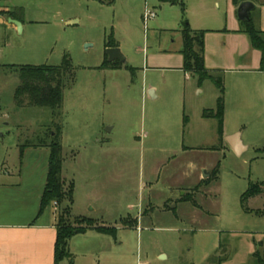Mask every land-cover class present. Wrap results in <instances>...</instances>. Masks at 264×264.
Instances as JSON below:
<instances>
[{
  "label": "rangeland",
  "instance_id": "obj_1",
  "mask_svg": "<svg viewBox=\"0 0 264 264\" xmlns=\"http://www.w3.org/2000/svg\"><path fill=\"white\" fill-rule=\"evenodd\" d=\"M244 1L256 5L252 19L260 27L264 0H238L237 10ZM232 5L233 0H23L27 24L22 33L0 26V63L60 66L68 56L73 66L75 83L65 90L59 118L62 178L74 184L71 216L116 230L106 247L88 235L82 249L71 251L75 264H257L255 253L264 259V214L247 213L241 205L250 182L264 183V90H254L260 82L255 86L247 80L244 101L226 106L228 91L234 92L224 81L223 130L226 136L242 134L250 145L244 154L221 150L182 158L180 151L185 140L210 137L218 127L214 119L208 120V128L202 127V105L215 110L220 95L211 81L199 84L195 76L178 69L181 32L185 25L197 31L231 27L238 22ZM146 9L155 17L145 23ZM22 11L10 13L21 16ZM73 18L77 21L68 24ZM110 38L119 43L129 68L104 67ZM18 84V75L1 73L0 168L13 162L15 172L19 144H36L52 119L47 109L15 106ZM98 123L105 126L104 132L113 128L109 136L118 147L100 143ZM69 125L78 136L86 133V142H81L86 152L104 154L105 161H114L115 170L107 162L83 179V168L75 166H80L85 151L77 146V136L70 142ZM74 153L80 154L76 163ZM170 153L181 168H189L192 159L219 170L206 196L195 197L201 210L187 203L179 206L177 215L167 212L172 208L166 202V178L174 166L168 164ZM248 208L264 211V195L251 200ZM143 213L147 215L141 220ZM83 237L76 235L75 240Z\"/></svg>",
  "mask_w": 264,
  "mask_h": 264
},
{
  "label": "crops",
  "instance_id": "obj_2",
  "mask_svg": "<svg viewBox=\"0 0 264 264\" xmlns=\"http://www.w3.org/2000/svg\"><path fill=\"white\" fill-rule=\"evenodd\" d=\"M22 1L19 0V3L17 0H8L3 3L2 10L4 12H10L12 9H22L23 15L17 16L15 14L16 18L8 16L0 17L1 27L17 30L16 26L9 22L11 18L19 21L22 24V28H25L27 21H25L24 9L21 6ZM232 6V15L237 17L238 22H234L231 27L223 30L207 31L205 36V63L207 69L216 72L217 75H223L228 90L230 87L234 92L232 94L228 91L229 97L226 101V106L227 103L228 106L230 104L239 105L244 101L242 96H244L243 94H245L246 89L249 88V82L247 80L254 81L255 86H257V82H260L257 88L254 89L255 91L258 89L260 91L264 90V64H262V53L252 47L248 36L241 31L242 25L241 21L238 19L236 13L237 8L234 2ZM262 8L264 11V6ZM76 21L77 20L73 18L68 24H73ZM258 21L259 19L257 22ZM259 28L264 32L263 18L262 20L260 19ZM119 46L118 43V47L113 48H119ZM106 48L108 49V47ZM106 60H108V55L105 52V61ZM4 65L6 64L0 63V66ZM182 68L183 57L179 63L178 69L182 70ZM2 72L3 71L0 70V75ZM148 92L154 97V91L152 89H149ZM199 94H203V90L199 91ZM202 106L204 110L214 108L213 105L210 104H204ZM202 118L204 119L202 127L206 129L209 127L207 126L209 125L208 123H210L208 120L210 121L213 119L204 118L203 113ZM51 121L52 119L50 122ZM188 123L189 120H187L185 126H188ZM104 128V125L98 123V136L102 137L100 143H109V145L111 144V146L115 148L118 147V144L113 142L110 138L111 136H109L113 128H109L108 131L105 132L104 130L102 131ZM68 133L73 134L70 137V142H73L76 136L77 143L84 142L83 138H85L86 133H83L82 136H78L79 134L71 130L70 125ZM198 140L199 141L193 139L185 140V144H183L180 150L182 158H190L189 156L191 155L207 156L215 153L217 154V151L221 150L232 151L236 155L241 156L250 148V145H246L243 141L241 133L226 136L223 130V137L220 140L217 126H215L214 132H212L210 137L205 136ZM82 143L77 146L84 149V156L79 164L80 166L75 167L83 168V179H87V175H89L94 168H98V170L101 168L102 170L110 164L109 168H112V171L115 170L112 164L114 161H105L106 159H103L104 154L102 155L100 152H96L93 156L89 152H86V145H82ZM21 145L19 144L18 146L19 166L17 171L15 172L11 168L14 163H9L8 161L0 170V264H54V249L57 238V211H55L54 208H47L40 214V204L48 174L49 150L47 148H26L23 153H21ZM78 155L74 153V163L77 162L79 158ZM171 155L172 156L168 158V164L174 166L171 168V173L168 174L166 178L169 193L166 197V202L172 203V208L168 209L167 212L177 215L179 206L187 203L190 205L192 204L185 201L189 195L193 197L196 204H198V201L195 197H200L201 194L206 196L205 190L211 185V183L207 185V182L212 176L214 165L207 163L205 160L196 163V161L194 162L192 159H189L187 163L189 168L187 167V170L179 167V160L175 154L172 153ZM97 158H99L98 161H94L95 163H93V159L96 160ZM107 162H109V164ZM153 180L156 181L155 178ZM153 183V181H150L151 185H153ZM259 197L261 196L256 198ZM199 206L201 210L202 207L201 205ZM192 207L194 208V206ZM195 209H197V207H195ZM146 215L144 213L141 214L139 219L144 220ZM81 235L84 236L81 240H75L76 235L70 240V252L73 249L74 252L77 253L78 249H82V242L85 244L89 242L87 238L88 235H92L96 241L101 242L105 247L109 244L108 238L112 236L99 233L95 230H88ZM71 254L74 258V254L72 252ZM62 264L75 263L65 260Z\"/></svg>",
  "mask_w": 264,
  "mask_h": 264
},
{
  "label": "trees",
  "instance_id": "obj_3",
  "mask_svg": "<svg viewBox=\"0 0 264 264\" xmlns=\"http://www.w3.org/2000/svg\"><path fill=\"white\" fill-rule=\"evenodd\" d=\"M6 0H0V17L8 16L16 18L14 13L4 12L2 3ZM170 3H176L178 0H163ZM238 4V0H233ZM182 5H184L182 3ZM249 22H241V31L245 33L252 47L262 53V64H264V32L254 23L252 13ZM183 49L180 51L183 57L184 72L195 76L199 84L204 81H211L216 85L220 95L217 100L215 110L206 109L203 117L215 119L218 122V133L220 140L223 137L224 113H225V87L223 76L217 75L207 69L205 63V36L207 31L192 30L189 25H185L182 30ZM106 47H118L114 38L106 43ZM105 68L120 69L123 65L119 62L110 63L108 60L104 63ZM126 68H129L127 65ZM1 71H6L18 75L19 84L17 85L13 100L17 108H38L51 111L52 121L47 126L44 137H37V143L27 142L20 146L21 153L26 148H47L49 150V166L45 190L41 199L40 214L47 208H54L57 204V238L54 249V264H62L65 260L73 263V255L70 252V240L78 234H84L88 230H95L106 235H115L116 230L106 227H98L86 218H75L71 216V205L74 201V184H66L62 178L63 168V146L61 142L63 133V124L59 121L61 109L63 107L64 93L67 88L75 83V74L71 60L68 56L60 66H31V65H4L0 66ZM187 119L185 120V124ZM219 170L216 168L212 172L211 182L218 181ZM264 195V183L250 182L248 189L241 196V205L245 212L255 213L262 216L264 211H251L248 203L251 199ZM65 200L68 202L64 204ZM185 201L193 206L200 208L188 196ZM257 264H264V259L259 253L254 254Z\"/></svg>",
  "mask_w": 264,
  "mask_h": 264
},
{
  "label": "water",
  "instance_id": "obj_4",
  "mask_svg": "<svg viewBox=\"0 0 264 264\" xmlns=\"http://www.w3.org/2000/svg\"><path fill=\"white\" fill-rule=\"evenodd\" d=\"M255 9H256V5L253 2L251 1L242 2L237 10L238 19L243 23L249 22L251 19L250 18L251 13ZM9 22L16 26L18 33H22L23 28H22V24L19 21L10 18ZM106 53L108 55L109 62L114 63L116 61H119L123 65L127 64L126 57L123 55L120 48H108L106 50Z\"/></svg>",
  "mask_w": 264,
  "mask_h": 264
},
{
  "label": "built area",
  "instance_id": "obj_5",
  "mask_svg": "<svg viewBox=\"0 0 264 264\" xmlns=\"http://www.w3.org/2000/svg\"><path fill=\"white\" fill-rule=\"evenodd\" d=\"M154 17H155V13L146 9L144 14V22L146 23L149 19H153ZM54 210L58 211L57 204H55Z\"/></svg>",
  "mask_w": 264,
  "mask_h": 264
}]
</instances>
